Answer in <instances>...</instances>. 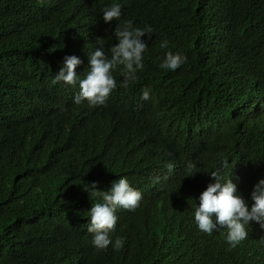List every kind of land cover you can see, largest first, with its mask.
Returning a JSON list of instances; mask_svg holds the SVG:
<instances>
[{
  "label": "trees",
  "instance_id": "obj_1",
  "mask_svg": "<svg viewBox=\"0 0 264 264\" xmlns=\"http://www.w3.org/2000/svg\"><path fill=\"white\" fill-rule=\"evenodd\" d=\"M114 3L120 24L155 29L144 67L127 87L113 72L107 106L75 104L77 87L51 81L69 55L83 78L97 38L117 43L102 19ZM169 51L188 62L160 69ZM214 170L251 207L264 178V0H0V264H264L256 224L234 249L226 230L195 225ZM119 176L143 198L117 211L125 247L98 251L87 211L101 201L82 187L108 191Z\"/></svg>",
  "mask_w": 264,
  "mask_h": 264
},
{
  "label": "clouds",
  "instance_id": "obj_2",
  "mask_svg": "<svg viewBox=\"0 0 264 264\" xmlns=\"http://www.w3.org/2000/svg\"><path fill=\"white\" fill-rule=\"evenodd\" d=\"M102 19L105 24L117 22L114 31L117 43L107 51L102 43L103 38H97L99 46L88 55V70L83 78L76 71L83 61L76 55L64 58L62 66L54 75L51 83L63 86L77 87L74 103L87 102L90 107L107 106V101L114 90L117 81L113 72L121 68V86L127 87L137 79L138 70L144 67V54L149 48L148 41L143 39L148 34L149 39L155 33L152 25L143 28L135 27L131 21L120 24L122 5L114 3L103 9ZM162 49L169 47V42L160 43ZM188 62V57L181 53L166 52L159 68L175 72ZM152 99L151 89L145 88L140 96L141 102ZM225 160L222 167H229ZM172 169V165H169ZM190 175L194 176V166L189 164ZM214 182L209 183L199 195V204L195 208L194 223L198 230L211 236L214 232L226 230L225 241L229 249H234L245 241L248 236V226L256 224L264 230V178L254 186L250 194L251 207L238 191L237 184L232 179L224 180L219 170L210 173ZM83 190L91 196H98L101 202L92 204L88 212L87 232L93 234L92 245L96 250H106L110 245L115 251L125 247L126 240L113 234L117 229L119 219L117 211L120 209L134 212L140 207L142 192L134 188L126 176H119L111 183L108 191H101L98 182L86 183Z\"/></svg>",
  "mask_w": 264,
  "mask_h": 264
}]
</instances>
